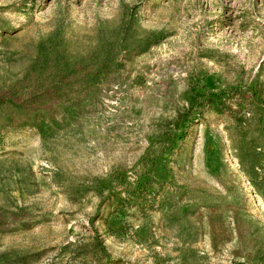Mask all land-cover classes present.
<instances>
[{
  "label": "rangeland",
  "instance_id": "374dc122",
  "mask_svg": "<svg viewBox=\"0 0 264 264\" xmlns=\"http://www.w3.org/2000/svg\"><path fill=\"white\" fill-rule=\"evenodd\" d=\"M128 19L155 43L93 65L76 121L5 132L0 264H264V0H0V102Z\"/></svg>",
  "mask_w": 264,
  "mask_h": 264
},
{
  "label": "trees",
  "instance_id": "16d2710c",
  "mask_svg": "<svg viewBox=\"0 0 264 264\" xmlns=\"http://www.w3.org/2000/svg\"><path fill=\"white\" fill-rule=\"evenodd\" d=\"M127 21L129 22H123L119 28L113 29L108 35L101 33L98 36L94 52L91 54H57L52 58L49 54H38L31 66L27 67L20 77L14 76L9 90L4 93L5 97L0 102V106H12L24 113L25 119L1 123L0 143H2L7 130L29 127L36 129L38 134L47 140L61 131L64 125L76 121L82 112L80 100L82 94L94 87L101 77L100 71L91 72L90 68L93 65L119 66L117 57L121 53L147 48L155 43L156 40L151 38L153 34H150L144 43L130 41L132 22L130 19ZM8 93L10 97H6ZM30 95L37 96L36 100L40 101L39 107L31 109L26 106ZM48 103L50 105L47 106ZM51 107L62 110L61 120L51 116ZM36 112L38 113L34 114ZM245 155L251 157L250 169L257 175L263 154L257 150L245 154L244 150H241V161H244ZM245 172L249 176L252 175L246 170ZM253 186L260 189L259 184L255 181H253Z\"/></svg>",
  "mask_w": 264,
  "mask_h": 264
}]
</instances>
